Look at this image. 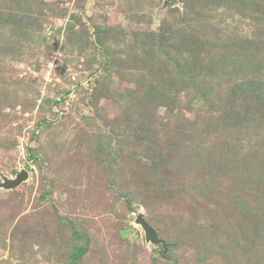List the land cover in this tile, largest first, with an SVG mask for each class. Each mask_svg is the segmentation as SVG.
<instances>
[{
  "label": "rangeland",
  "instance_id": "1",
  "mask_svg": "<svg viewBox=\"0 0 264 264\" xmlns=\"http://www.w3.org/2000/svg\"><path fill=\"white\" fill-rule=\"evenodd\" d=\"M22 169L0 264H264V0H0Z\"/></svg>",
  "mask_w": 264,
  "mask_h": 264
},
{
  "label": "water",
  "instance_id": "2",
  "mask_svg": "<svg viewBox=\"0 0 264 264\" xmlns=\"http://www.w3.org/2000/svg\"><path fill=\"white\" fill-rule=\"evenodd\" d=\"M28 177V172L24 169L19 171L14 178H8L3 176L0 181V188L11 189L18 186L22 181ZM136 223L140 224L145 232V240L150 241L154 244L162 242L157 236L155 229L143 218L141 213L138 214L136 218ZM165 251V249H164Z\"/></svg>",
  "mask_w": 264,
  "mask_h": 264
},
{
  "label": "trees",
  "instance_id": "3",
  "mask_svg": "<svg viewBox=\"0 0 264 264\" xmlns=\"http://www.w3.org/2000/svg\"><path fill=\"white\" fill-rule=\"evenodd\" d=\"M82 253H83V252H82ZM82 253H81V254H82Z\"/></svg>",
  "mask_w": 264,
  "mask_h": 264
}]
</instances>
